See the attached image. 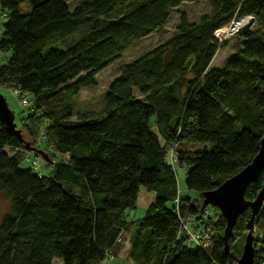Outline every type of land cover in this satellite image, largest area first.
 <instances>
[{
  "label": "trees",
  "instance_id": "obj_1",
  "mask_svg": "<svg viewBox=\"0 0 264 264\" xmlns=\"http://www.w3.org/2000/svg\"><path fill=\"white\" fill-rule=\"evenodd\" d=\"M185 1L200 0H79L73 7L66 0H0L7 18L0 84L26 96L31 111L15 123L25 145L0 124V194L10 205L0 220V264L105 263L118 257L122 232L133 264L235 263L250 208L238 216L225 252V218L181 195L172 163L202 199L258 153L264 0H208L210 11L197 21L180 13L173 36L121 65L101 110L75 114L65 101L95 85L96 74L131 44L161 31ZM244 14L256 17L254 28L241 32L225 64L209 67L221 45L214 32ZM38 139L65 158L48 175L22 166L20 151ZM260 172L246 201L264 184ZM139 186L154 191L155 201L127 222ZM189 220L210 235L207 247L190 240L183 229ZM253 227L260 235L253 237V264H264V201Z\"/></svg>",
  "mask_w": 264,
  "mask_h": 264
},
{
  "label": "rangeland",
  "instance_id": "obj_2",
  "mask_svg": "<svg viewBox=\"0 0 264 264\" xmlns=\"http://www.w3.org/2000/svg\"><path fill=\"white\" fill-rule=\"evenodd\" d=\"M79 0H66V2L69 4L70 7H73L76 2ZM27 8L30 9V5L26 3L20 4L21 10H26ZM124 11V10H122ZM121 11V12H122ZM210 11V7L208 4V0H200L199 2L192 3L185 1L184 3L180 4L177 7H174L172 9L166 24L164 25V28L161 31H154L152 34L143 37L142 39L134 42L131 44V47L124 50L119 58L112 59L110 63L104 67V69L100 70L99 73L96 74L95 85H90L89 87H85L80 89V92L77 95H71L70 97H67L65 101H69L72 106L74 113L79 112H85V111H99L101 110L103 104H104V96L107 92V88L111 81L118 76L121 65L125 62L131 61L133 58H136L138 56H141L143 52H146L150 49H152L154 46L158 45L159 43L164 42L167 38L174 35L175 27L177 24V19L180 15V13L186 14L189 20L197 21L202 15L207 14V12ZM7 20L6 17L2 15V9L0 8V34L2 33V26ZM254 28V25H252ZM251 27V28H252ZM241 34V33H240ZM231 38V40L225 41L226 44L224 45L223 42L219 49L216 51V55L211 60L210 64L214 68H219L224 62L231 57V55L235 52L234 50L239 45V35ZM6 56L0 53V63L5 62ZM210 65V66H211ZM0 93L5 97L7 106H9L10 110L13 112L15 118L14 122L17 124V126H20V121L24 118V116L31 112L28 109V106H22L19 103V97H17L12 90L8 89L7 87L0 84ZM19 124V125H18ZM186 147V146H183ZM187 147H190L189 145ZM186 147V148H187ZM177 148V146H176ZM179 148V146H178ZM35 151L32 150H22L20 151L23 155L24 162L22 164L23 167L30 166L33 168V171L36 173H40L42 175H48L50 173V169L52 165L55 162H58L59 160H65L64 155L62 154H56L53 151H50L49 149H46L44 147V143L38 139V141L35 144ZM9 152H13L9 149H7ZM41 150L42 154L44 153L45 156L43 157L40 153L37 151ZM28 157V160L26 159ZM46 158V159H45ZM35 162V163H33ZM175 168L176 176H177V185L179 187V191L181 195H185L188 197H191L195 204L201 203L202 199L198 196V194L193 191H188L185 187V175H184V169L179 168L178 165H176L175 162L172 163ZM138 195H137V202L135 204V207L133 209H127L126 210V221H132L139 218H142L145 216L147 212V208L150 203L155 201L156 194L154 191H148L143 186H139L138 188ZM10 205H9V199L3 195L0 194V220L2 216L8 211ZM210 208V207H209ZM212 210V208H210ZM210 210V211H211ZM213 213V211H212ZM121 238L118 241V243L121 245L122 241L127 238V234L122 232ZM254 236V234H253ZM245 235L242 237V242L240 246L241 247L245 241L244 239ZM237 247V246H236ZM128 251L121 252V256L118 258H109L107 260L108 264H133L129 258H128ZM241 254V252H240ZM240 257V255H239ZM106 262V263H107ZM53 264H61L60 259L54 260ZM103 264V263H101Z\"/></svg>",
  "mask_w": 264,
  "mask_h": 264
},
{
  "label": "water",
  "instance_id": "obj_3",
  "mask_svg": "<svg viewBox=\"0 0 264 264\" xmlns=\"http://www.w3.org/2000/svg\"><path fill=\"white\" fill-rule=\"evenodd\" d=\"M14 118L15 116L9 106H7L5 97L0 93V124L9 131L14 132L19 139V142L25 145L24 139L21 138L20 130L15 127ZM26 147L28 150H36L28 146ZM37 152L43 157L45 156L44 153L42 154L41 150H38ZM262 169H264V133L261 137L258 153L249 161L246 167L236 172V175L226 179L225 182L220 184V186L214 190L204 191L200 194L203 206L217 208L226 220L223 234L225 252H228V238L233 235L232 228L235 225L238 216L246 209L250 208V219L246 224L247 232L244 237L245 241L241 247L240 257L236 259L234 264H253L254 262L253 257L255 250L253 247L254 239L252 235V227L254 220L259 215L264 201V184L254 200L246 201L243 193L248 184L259 176Z\"/></svg>",
  "mask_w": 264,
  "mask_h": 264
},
{
  "label": "built area",
  "instance_id": "obj_4",
  "mask_svg": "<svg viewBox=\"0 0 264 264\" xmlns=\"http://www.w3.org/2000/svg\"><path fill=\"white\" fill-rule=\"evenodd\" d=\"M255 22H256V17L253 14H244L241 15V17L233 18L228 24L219 27V29H217L214 32L213 36L220 45L225 41L231 40V38L237 36L242 31L250 29ZM14 94L16 96H19V94L16 91L14 92ZM19 103L22 106H28L29 101L26 98V96H23V98L19 97ZM174 147L175 145L169 151L171 163L175 160V155L173 154ZM26 159L28 160V157H26ZM193 225H194L193 221L191 220L185 221L183 223V229H185V231L188 232L190 240L197 242L199 245L203 247H207V245L209 244L210 235L207 232L193 228L192 227ZM252 228H253L252 235L254 234L255 236L259 237L260 235L257 234L256 228L254 227Z\"/></svg>",
  "mask_w": 264,
  "mask_h": 264
},
{
  "label": "crops",
  "instance_id": "obj_5",
  "mask_svg": "<svg viewBox=\"0 0 264 264\" xmlns=\"http://www.w3.org/2000/svg\"><path fill=\"white\" fill-rule=\"evenodd\" d=\"M210 64V63H209ZM211 65V64H210ZM209 67H213L212 65L211 66H209ZM119 244V243H118ZM121 245H122V248L119 250V252H118V257H123V256H121L120 254H121V252H125L126 250H129V247H130V244H128V236H127V238L126 239H124L123 241H122V243H121ZM118 257H110V258H118ZM109 259V258H108ZM107 259V260H108ZM131 261V260H130ZM103 264H108V262L106 263H104V262H102ZM101 264V263H100Z\"/></svg>",
  "mask_w": 264,
  "mask_h": 264
},
{
  "label": "bare ground",
  "instance_id": "obj_6",
  "mask_svg": "<svg viewBox=\"0 0 264 264\" xmlns=\"http://www.w3.org/2000/svg\"><path fill=\"white\" fill-rule=\"evenodd\" d=\"M255 221V220H254ZM254 224V223H253ZM253 229V228H252Z\"/></svg>",
  "mask_w": 264,
  "mask_h": 264
}]
</instances>
